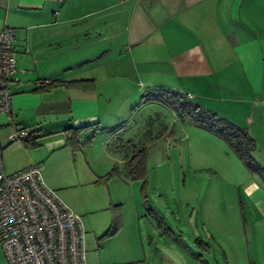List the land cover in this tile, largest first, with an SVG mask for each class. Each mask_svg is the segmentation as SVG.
<instances>
[{"label": "crops", "instance_id": "1", "mask_svg": "<svg viewBox=\"0 0 264 264\" xmlns=\"http://www.w3.org/2000/svg\"><path fill=\"white\" fill-rule=\"evenodd\" d=\"M4 28L17 30L20 78L10 114H0L5 173L39 165L45 185L67 198L66 190L94 181L90 166L72 161L83 138L115 161L119 137L128 147L147 132L146 118H160L150 95L172 91L245 130L264 165V0H0ZM44 79L93 87L35 91ZM11 123L27 127L37 146L9 142ZM122 155L125 163L130 153ZM242 184L257 212L245 231L249 264H264V187L253 175Z\"/></svg>", "mask_w": 264, "mask_h": 264}, {"label": "rangeland", "instance_id": "2", "mask_svg": "<svg viewBox=\"0 0 264 264\" xmlns=\"http://www.w3.org/2000/svg\"><path fill=\"white\" fill-rule=\"evenodd\" d=\"M160 105V118H146L147 132L141 139L127 147L118 138L115 161L83 138L72 161L77 167H91L93 183L66 190L67 198L55 191L81 221L86 264L253 262L254 249L245 231L257 212L242 183L253 175L264 187V180L251 173L224 140H213L195 118L179 117ZM148 109L137 110L138 116H146ZM141 148L147 156L144 183L127 178V166L120 163L121 154L129 152L131 157ZM115 165L118 174L107 177ZM116 215L120 229L105 236ZM0 264H7L1 246Z\"/></svg>", "mask_w": 264, "mask_h": 264}, {"label": "built area", "instance_id": "3", "mask_svg": "<svg viewBox=\"0 0 264 264\" xmlns=\"http://www.w3.org/2000/svg\"><path fill=\"white\" fill-rule=\"evenodd\" d=\"M16 43V29L0 31V114L7 116L10 87L20 82ZM47 83L36 81L34 85ZM28 137L27 127L11 123L9 142H23ZM41 169L33 165L5 173L0 145V246L5 260L7 264H86L81 221L45 185Z\"/></svg>", "mask_w": 264, "mask_h": 264}, {"label": "trees", "instance_id": "4", "mask_svg": "<svg viewBox=\"0 0 264 264\" xmlns=\"http://www.w3.org/2000/svg\"><path fill=\"white\" fill-rule=\"evenodd\" d=\"M37 81H48V80H37ZM92 80H72V81H64V80H54L48 81V83L44 86L38 87L35 85L37 90H45L50 87L56 86H65L68 88H74L79 90H91L92 89ZM145 95L142 96V98ZM153 97V98H152ZM187 95H182L177 92H165V95H157L154 94L148 100H156L162 102L168 106H171L176 115L179 117L188 116L196 119L198 126L202 129L209 131L210 133L220 137L224 140L230 150L237 156V158L242 162L245 167L253 174L260 176L262 180H264V165L256 162L252 153L256 148V144L254 139L249 136V134L229 121L218 117L214 113L203 111L197 105L191 106V102L187 99ZM189 107V108H188ZM74 132L72 133V135ZM30 135V133H29ZM72 135L70 137H72ZM28 139V138H27ZM24 141L27 143L26 145L33 148L37 146L35 140H27ZM88 140V139H87ZM23 141V142H24ZM146 149L141 148L133 152L132 156L124 163L127 166L126 176L130 180H138L145 182L146 175ZM118 174V169L116 165L111 169L110 172L106 174V176L111 177ZM106 177V178H107ZM120 220L119 216H113L110 222V225L105 233L107 235L115 234L118 229H120ZM252 264V263H251Z\"/></svg>", "mask_w": 264, "mask_h": 264}]
</instances>
